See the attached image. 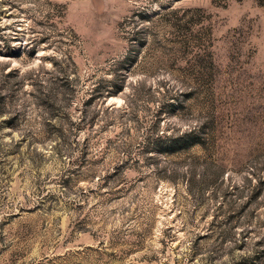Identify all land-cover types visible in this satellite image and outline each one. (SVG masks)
Returning a JSON list of instances; mask_svg holds the SVG:
<instances>
[{
	"label": "rangeland",
	"instance_id": "374dc122",
	"mask_svg": "<svg viewBox=\"0 0 264 264\" xmlns=\"http://www.w3.org/2000/svg\"><path fill=\"white\" fill-rule=\"evenodd\" d=\"M0 264H264V0H0Z\"/></svg>",
	"mask_w": 264,
	"mask_h": 264
}]
</instances>
